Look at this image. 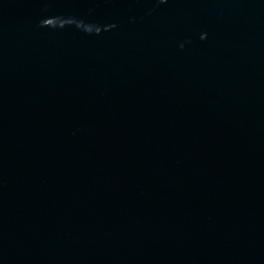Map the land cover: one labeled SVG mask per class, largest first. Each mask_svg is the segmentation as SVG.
Wrapping results in <instances>:
<instances>
[{"label":"water","instance_id":"water-1","mask_svg":"<svg viewBox=\"0 0 264 264\" xmlns=\"http://www.w3.org/2000/svg\"><path fill=\"white\" fill-rule=\"evenodd\" d=\"M0 264H264V0H0Z\"/></svg>","mask_w":264,"mask_h":264}]
</instances>
